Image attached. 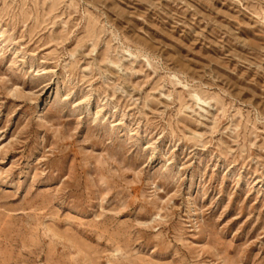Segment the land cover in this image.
<instances>
[{"label":"rangeland","instance_id":"rangeland-1","mask_svg":"<svg viewBox=\"0 0 264 264\" xmlns=\"http://www.w3.org/2000/svg\"><path fill=\"white\" fill-rule=\"evenodd\" d=\"M0 264H264V0H0Z\"/></svg>","mask_w":264,"mask_h":264}]
</instances>
